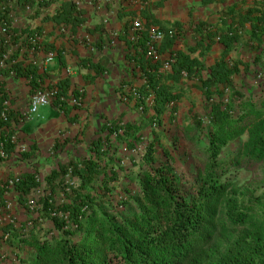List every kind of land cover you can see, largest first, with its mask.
<instances>
[{"label": "trees", "instance_id": "trees-1", "mask_svg": "<svg viewBox=\"0 0 264 264\" xmlns=\"http://www.w3.org/2000/svg\"><path fill=\"white\" fill-rule=\"evenodd\" d=\"M127 1L142 6L139 14L134 7H125L122 0L119 16L130 15L127 27L141 18L144 30L132 44L145 49L151 0ZM1 17L9 21L8 14ZM57 17L73 25L82 22L81 10L71 1ZM242 25L228 22L225 30L219 31L225 50L239 42ZM170 30L174 35L165 36L161 46H171L179 36L178 28ZM212 31L210 27L206 32L208 38ZM262 37L264 27L255 28L250 40L256 51L254 63L264 72ZM166 61L170 69L163 70L165 62L157 61L145 72L147 81L139 89L142 104L147 95H154L153 107L143 106L147 121L136 127L110 124L105 139L91 143L88 156L60 165L43 184L36 174L19 177L14 187L28 217L20 226L5 224L2 237L7 235L12 244L32 251L31 260L18 257L21 264H264V192L253 193L238 180L242 170L257 166L264 180V96L244 101L232 83L238 67L230 66L224 58L207 69L200 60L170 50ZM13 67L17 75L30 78L33 88L37 86V67L20 62ZM184 71L187 80L197 77L201 81L209 123L204 125L203 117L189 111L185 117L189 122L169 123L166 134L163 116L178 115ZM5 98L1 87V128L10 127V111L9 121L1 117ZM148 125V141L143 143L142 134L126 141L128 134L136 136ZM181 133L202 153L198 158L202 164L192 180L175 165ZM245 133L247 140L240 147L225 151ZM112 134L129 148L138 150L144 144L137 153L140 161L130 157L131 166L127 167L117 155L119 143L110 141ZM8 135L4 129L0 132L4 140ZM4 150L9 155L14 146L4 142ZM3 160L0 155V163ZM6 185L7 181L0 183V203ZM37 187L42 188V194L31 206L29 198ZM47 222L50 224L45 225Z\"/></svg>", "mask_w": 264, "mask_h": 264}, {"label": "crops", "instance_id": "crops-1", "mask_svg": "<svg viewBox=\"0 0 264 264\" xmlns=\"http://www.w3.org/2000/svg\"><path fill=\"white\" fill-rule=\"evenodd\" d=\"M37 1L0 0L15 37L11 44L5 45L12 55L19 56L21 61L26 57L29 63L32 57L22 48L23 37L29 32L44 36L43 49L35 55L39 74L35 82L37 86L33 88L29 77L17 73H5L0 77V88L10 100L9 126L12 130L17 129L19 144L26 148L22 154L16 153L0 163V183L15 176L36 174L43 184L44 178L60 165L88 156L91 143L99 138L105 139L109 133L106 127L110 124L136 127L147 121L143 106L151 109L154 95H147L142 104L139 89L147 81L145 72L157 61L165 62L170 50L182 51L200 60L207 69L224 58L230 66L236 64L238 67L239 72L233 75L232 83L244 101L264 96V72L260 64L254 63L256 51L251 48L250 40L255 28L264 27V0H151L150 30L174 27L180 34L169 47L161 46V42L154 45L147 42L145 49L133 45L128 39L130 15L119 16L122 0H53L45 6ZM70 1L82 12V22L77 25L57 17ZM26 2L31 4L29 11L24 9ZM124 6L128 9L134 7L136 14L142 8L139 3L127 0H124ZM228 22L233 25L242 22L243 32L239 42L225 50L218 36ZM210 27H213V35L208 38L206 32ZM263 38L259 40L261 48L264 47ZM258 44L255 41L254 45ZM49 51L56 53L52 61L46 60ZM260 55L262 62L263 51ZM184 82L183 95L177 101L178 115L167 113L163 116L166 134L169 133V123L186 125L189 121L185 117L189 111L203 117L204 125L209 123L201 81L196 77L186 78ZM53 85L68 97H79V105L63 104L65 107L61 108L59 102H54L26 119L35 89ZM150 133L148 125L135 133L136 136L128 134L126 141L142 134L144 143L151 137ZM246 140L245 133L239 142ZM110 141L119 143L117 155L127 167L131 166L130 157L139 160L137 153L144 149V144L138 150L129 148L127 142L119 140L116 134L110 135ZM228 150L233 149L228 147ZM5 189L2 201L9 200L11 207L5 216L0 215V264H21L18 257L31 260L32 251L17 247L2 237V227L12 222L20 226L28 213L19 202L15 187L6 185ZM48 224L50 222L45 223ZM21 252L27 255L22 256Z\"/></svg>", "mask_w": 264, "mask_h": 264}, {"label": "built area", "instance_id": "built-area-1", "mask_svg": "<svg viewBox=\"0 0 264 264\" xmlns=\"http://www.w3.org/2000/svg\"><path fill=\"white\" fill-rule=\"evenodd\" d=\"M53 0H38V4H43L44 6L51 3ZM47 3V4H46ZM24 9L29 11L31 10V4L28 2L25 3ZM5 10V7L0 5V77L2 78L5 73L14 74L16 73V70L14 69V65L18 62H20L22 65H29L32 64L35 67H37L38 70V62L35 58V55L37 54V51H42L43 49V35L38 32H32V34L25 35L22 39V48L23 50H27L30 52V57H32L27 63L28 58H24L23 61L20 60L19 56L12 55L6 48L5 45H9L13 42L14 34L11 32L10 22L6 19L1 17L3 15V12ZM144 30V24L143 21L140 18L134 19L132 22V26L129 29L128 32V39L131 42H135L139 36V34ZM174 31L173 30H164L162 28L152 29L149 31L148 34V43L150 44H156L161 42L165 36H173ZM21 48V49H22ZM56 57V53L54 51H49L46 53V60L52 61ZM170 69V62L165 61L163 64V70H169ZM182 76L184 79L187 78V73L184 71L182 73ZM59 88L56 85L48 86L44 88L43 86H39L35 89V92L31 96L30 103L28 106V114L26 119L30 118L32 115L36 114L40 108L52 105L54 102L58 101L59 105H66V106H76L79 105L80 100L77 96L68 97L65 94H59ZM9 98H5L3 102V111L1 113L2 120L7 122L9 121ZM142 110V108H140ZM22 123L21 121L19 122ZM6 130V133H9L7 138L4 140L0 136V155L6 159L14 154H22L26 151V148L24 145L19 144L17 129L12 130L11 127H7L6 125L1 128L0 130ZM4 142H10L14 146V150L8 155L5 153L4 150ZM19 181V176H15L9 180H7V185L14 186L16 182ZM42 194V188L37 187L33 190L30 198L29 203L31 206H34L38 197ZM11 202L9 200H4L0 203V215L7 214L8 210H10ZM1 226V223H0ZM7 235L4 236L6 239Z\"/></svg>", "mask_w": 264, "mask_h": 264}, {"label": "rangeland", "instance_id": "rangeland-1", "mask_svg": "<svg viewBox=\"0 0 264 264\" xmlns=\"http://www.w3.org/2000/svg\"><path fill=\"white\" fill-rule=\"evenodd\" d=\"M182 136L180 137L178 142L179 151L176 153L175 165L180 173H184L188 179L192 180L195 178V172L198 165L202 164L201 160H198V158L202 156V153L198 151V149H196L197 146L195 145V143H192L189 139ZM242 144L243 142H239L238 140L234 143H231L228 147L234 150L235 148L240 147ZM228 147L225 149V151L228 150ZM238 180L242 186H244L246 189L248 188L253 193L255 192L257 194H262L264 192L263 173L259 166L255 167L252 170H242L238 177ZM21 253L22 256L27 255L25 254V252Z\"/></svg>", "mask_w": 264, "mask_h": 264}]
</instances>
